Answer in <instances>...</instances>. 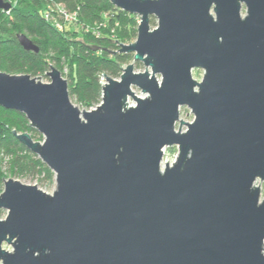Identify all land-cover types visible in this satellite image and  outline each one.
<instances>
[{
	"label": "water",
	"instance_id": "95a60500",
	"mask_svg": "<svg viewBox=\"0 0 264 264\" xmlns=\"http://www.w3.org/2000/svg\"><path fill=\"white\" fill-rule=\"evenodd\" d=\"M109 2L139 23L119 50L133 62L119 80L103 76L95 109L71 103L54 67L49 83L0 71V108L43 141L12 134L56 182L49 195L5 181L0 264H264V0ZM170 147L176 160L162 169Z\"/></svg>",
	"mask_w": 264,
	"mask_h": 264
},
{
	"label": "trees",
	"instance_id": "16d2710c",
	"mask_svg": "<svg viewBox=\"0 0 264 264\" xmlns=\"http://www.w3.org/2000/svg\"><path fill=\"white\" fill-rule=\"evenodd\" d=\"M60 9L73 15L69 22L60 18ZM138 22L137 16L115 8L109 0H11L8 12L0 10V71L35 78L65 62L70 71L69 97L84 110H92L101 103L103 76L120 79L121 68L133 61V55L119 50L136 40ZM21 34L38 46L37 54L20 47ZM13 131L42 140L24 115L0 108V194L11 178H54L37 156L19 144Z\"/></svg>",
	"mask_w": 264,
	"mask_h": 264
},
{
	"label": "rangeland",
	"instance_id": "374dc122",
	"mask_svg": "<svg viewBox=\"0 0 264 264\" xmlns=\"http://www.w3.org/2000/svg\"><path fill=\"white\" fill-rule=\"evenodd\" d=\"M9 3L11 0H8ZM9 11V10H8ZM241 14L242 16L245 15V8H242V11H241ZM139 20V18H138ZM151 20L154 21V24H151L150 23V27L151 29L155 28L156 27V23H157V20L155 18H152ZM139 23V22H138ZM71 38H74V37H69L68 36V40H71ZM74 40H78V41H81V39L79 38H75ZM32 41V40H31ZM133 43V42H132ZM124 45H129V44H124ZM133 62V61H132ZM131 62V63H132ZM52 67L56 68L60 73H61V76L64 80H66V77L67 75L69 74V67H68V64H66L65 62L60 66V68L58 69L57 67H55L54 65H52ZM126 66H124L123 68H125ZM134 70L135 72L137 73H142L145 71V67L140 64V63H136L135 64V67H134ZM50 70L47 71V73L49 72ZM150 71V70H149ZM203 74L204 72L200 69H195L192 71V78L197 81V82H200L202 80V77H203ZM23 75V74H22ZM31 77V76H30ZM38 77H40V79H37ZM32 78V77H31ZM157 80L160 81V76L157 75L156 76ZM34 79V78H32ZM35 79L41 83H49L50 80L49 78L47 77L46 73L44 74H41V75H38L37 77H35ZM104 80V78H103ZM119 80V79H117ZM67 81V80H66ZM68 84V82H67ZM103 85L105 84V80L104 82L102 83ZM102 85V86H103ZM135 95L137 97H145V95L141 94V92L137 89H133ZM70 98V97H69ZM70 101L71 103L76 106L80 111H83V107L78 103L76 102L75 99L73 98H70ZM128 105L129 106H134L135 103L133 100L129 99L128 100ZM95 109V108H94ZM93 110V109H92ZM86 111V110H84ZM89 111V110H88ZM179 120L182 121L183 123H192L193 120H194V116L192 115L190 109H188L187 107H182L180 108V112H179ZM181 129L182 132H185L187 130L186 126L183 125V126H180L179 122L176 123L175 125V130L178 131V129ZM41 136V135H40ZM42 137V136H41ZM43 141V138L42 140H39L37 142H42ZM177 153H178V150L176 147H170V148H166L164 149V153H163V160H162V165H161V168L163 169L164 166L166 165V163L168 162L169 165H172L175 160H176V157H177ZM13 180H17L19 181L20 183L24 184V185H31V186H36L38 189H40L42 192L46 193V194H49L51 195L55 190H56V182H55V176L54 178L52 179H47L45 176L43 175H36V176H27V177H23V178H11ZM255 186L258 187L261 191V199L264 198V183L257 180V182L255 183ZM5 215L6 213L4 212V217L2 219L5 218ZM1 220V219H0ZM3 248L5 250H9L11 251V248L4 245Z\"/></svg>",
	"mask_w": 264,
	"mask_h": 264
},
{
	"label": "built area",
	"instance_id": "2783aa9c",
	"mask_svg": "<svg viewBox=\"0 0 264 264\" xmlns=\"http://www.w3.org/2000/svg\"><path fill=\"white\" fill-rule=\"evenodd\" d=\"M10 4H11V1H10ZM58 12H59L60 18H63L65 22H69L71 20V18L73 17V15H67L66 12L62 9H60ZM7 251H9V250H7Z\"/></svg>",
	"mask_w": 264,
	"mask_h": 264
}]
</instances>
